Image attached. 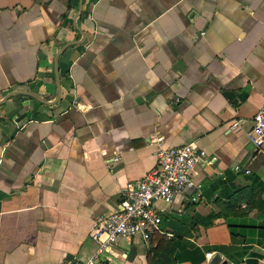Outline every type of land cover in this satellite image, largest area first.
I'll use <instances>...</instances> for the list:
<instances>
[{
	"label": "crops",
	"instance_id": "1",
	"mask_svg": "<svg viewBox=\"0 0 264 264\" xmlns=\"http://www.w3.org/2000/svg\"><path fill=\"white\" fill-rule=\"evenodd\" d=\"M67 41L55 98L53 58ZM15 90L48 102L0 103V264L90 257L97 217L158 146L193 139L215 155L194 174L199 196L188 188L165 204L158 232L175 243L173 264H209L215 250L198 259L192 247L230 243L223 213L193 225V212L219 211L235 188L242 209L250 176L264 183V141L248 139L264 108V0H0V99ZM231 217L264 223L255 208ZM242 232L251 247L217 251L226 264H264V232ZM155 244L119 236L108 252L113 264H146ZM251 251L261 255L247 262Z\"/></svg>",
	"mask_w": 264,
	"mask_h": 264
},
{
	"label": "built area",
	"instance_id": "2",
	"mask_svg": "<svg viewBox=\"0 0 264 264\" xmlns=\"http://www.w3.org/2000/svg\"><path fill=\"white\" fill-rule=\"evenodd\" d=\"M160 139L155 138L157 142ZM248 139L255 147L264 141V108L253 114ZM100 153L105 154L106 150L102 148ZM155 157L153 166L141 177L125 183L115 208L97 217L90 233L95 249L90 257L75 264H113L108 249L119 236L127 239L137 236L143 242L148 241L153 232L159 231L165 204L175 195L188 188L194 190L193 196L200 195L194 174L215 159L193 139L174 146H158Z\"/></svg>",
	"mask_w": 264,
	"mask_h": 264
},
{
	"label": "trees",
	"instance_id": "3",
	"mask_svg": "<svg viewBox=\"0 0 264 264\" xmlns=\"http://www.w3.org/2000/svg\"><path fill=\"white\" fill-rule=\"evenodd\" d=\"M228 176V179H232ZM251 183L248 186V191L242 196L245 199V206L242 209H239L235 206V203L238 202V196L241 195L240 193H236L239 188H235L232 192L227 195V201L223 202L220 210L217 212L209 211L206 214H199L198 212H193L192 224L195 225L197 223H201L203 225H209L212 223L213 219L218 216L221 212L223 213L226 226L229 231L230 235V243L229 244H204L201 248L197 246H193L192 249L195 251H201V255L198 259H203V252L210 251V250H219L223 251L226 254H229L231 251L241 250L243 253L245 249L251 247V244H246L244 241V233L242 232L243 229L246 228H257L259 232H264V223H246L245 221L237 222L232 219L231 216H243L247 213L248 210L255 208L259 215L264 216V198L261 196V193L264 191V183L261 182L258 177L251 175L250 176ZM241 197V196H240ZM194 222V223H193ZM241 228V231L239 229ZM182 233V232H181ZM181 233L177 234L178 236ZM183 234V233H182ZM172 238H168L167 240L164 236L155 231L152 233L150 240L156 241V244L153 247L147 248L144 256L146 264H173L174 261L177 259V256L174 254L175 243L171 241ZM242 243V244H241ZM238 244H241L240 246ZM252 257L247 258V262H253L256 260V257H259L261 253L259 252H252L250 253ZM170 257V258H169Z\"/></svg>",
	"mask_w": 264,
	"mask_h": 264
},
{
	"label": "water",
	"instance_id": "4",
	"mask_svg": "<svg viewBox=\"0 0 264 264\" xmlns=\"http://www.w3.org/2000/svg\"><path fill=\"white\" fill-rule=\"evenodd\" d=\"M80 3V0H79ZM76 41V40H74ZM73 41H67L65 42L55 53L54 58H53V70H54V75H55V84H56V95L55 98L58 97L59 95V83H58V75H57V67H56V62H57V56L59 54V52L66 47L67 45L71 44ZM12 93H23V94H27L30 95L32 97H34L35 99L41 101V102H48L47 100H45L44 98H42L41 96H39L38 94H36L35 92L29 91V90H15L12 92H8L7 94H5L1 99H0V103H2L6 98H8ZM1 135H3V133L0 131V137ZM135 252V249L133 246H130L129 249L126 251V257L128 259H131V256H133ZM209 264H226V259L222 258L221 254L218 251H214L212 253V255L210 256L209 260H208Z\"/></svg>",
	"mask_w": 264,
	"mask_h": 264
}]
</instances>
